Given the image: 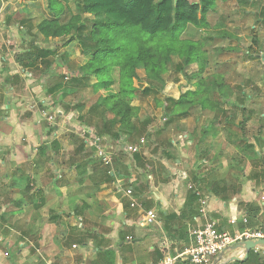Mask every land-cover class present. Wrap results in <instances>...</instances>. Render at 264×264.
I'll return each instance as SVG.
<instances>
[{"label":"crops","instance_id":"1","mask_svg":"<svg viewBox=\"0 0 264 264\" xmlns=\"http://www.w3.org/2000/svg\"><path fill=\"white\" fill-rule=\"evenodd\" d=\"M40 4L41 0H0V77L10 75L7 67L20 65L18 58H13L16 49L20 50L32 39L44 40L35 29L28 32L26 26L35 15L47 13L48 10L42 12ZM36 7L38 13L29 16ZM52 17L51 14L47 19ZM179 97L170 98L177 100ZM193 107L201 111L199 106ZM1 110L14 112L8 105ZM58 116L62 113L59 112ZM25 131L27 143H10L9 152L0 156V195H5L0 198L3 201L0 202V264H154L166 255L182 253L192 244V231L201 226L204 219L200 204L198 216L191 219L181 216L190 193L185 191V183L181 182L187 176L188 160L180 155V150L185 155L186 150L188 155L194 151L191 180L206 200L203 207L205 215L217 221L219 231L231 234L241 226L244 230L264 228V225L257 227L262 224L260 217L264 210L258 214L250 211L249 206H253V202L246 200L248 193L251 197L261 193L259 206L264 207V191H261L264 185L258 184V189L253 187L256 182L254 176L249 175L246 182L233 176L234 180H231L237 193L229 201L222 202L215 192L222 187L217 183L224 180L221 176L216 178L214 173L208 174L214 177L209 179L200 172L206 165L213 167L210 164L215 156L208 160L205 157L213 154V141L222 134L214 126L203 127L198 139L190 136L186 140L184 137L176 143L175 149L170 141H167V148L158 144V156L141 154L144 145L141 146V164L133 162L137 177L114 168V159L109 170L101 165L96 149L82 137L80 130L77 135L82 149L90 150L93 157L83 156L81 149H77V159L73 158L68 163L69 168L58 160L56 144L54 148L45 144L34 150L35 129L28 126ZM148 131L145 138L152 141L151 127ZM156 143L154 141L155 146ZM112 149L109 152L112 151L114 157L116 153ZM122 153L125 154L124 151ZM160 167L166 170V177H160ZM127 180L131 185L126 186ZM123 183L133 189V198L140 207L129 205ZM152 209L157 213L156 223L147 226L142 223V217ZM170 215L175 218L172 220ZM242 218L247 219V225L241 222ZM231 219L237 222L235 226L229 223ZM249 223L254 227H249ZM130 237L131 240L128 239ZM160 252L164 256L160 257ZM5 253L9 256L4 257ZM233 256L243 258L244 252L229 249L219 254L213 264H233L226 263Z\"/></svg>","mask_w":264,"mask_h":264},{"label":"rangeland","instance_id":"2","mask_svg":"<svg viewBox=\"0 0 264 264\" xmlns=\"http://www.w3.org/2000/svg\"><path fill=\"white\" fill-rule=\"evenodd\" d=\"M263 2L264 0H248V3L237 0L219 1L207 15L209 27L206 30L189 27L183 34L182 38L192 41L199 40L204 46L205 71L198 78H193L192 75L197 71L196 65L185 69L184 74L177 73L173 71V68H170L165 75V85L159 93L151 92L148 96L138 97L134 101L133 104L138 105L140 109L139 119L142 121L151 118L152 121L150 127L153 140L150 141L146 138V144L141 148V154L151 155L153 153L158 156V144L161 145V148H167V141H170V145L175 149L176 143L184 137L186 140L190 136L193 139H195L194 137L198 139L202 128L211 125L222 131V134L216 138V141H213V154L205 157L208 160L211 156H215V160L210 164L213 167L208 168L209 165H206L200 169L201 174L209 179L212 176L208 174H217L216 178L221 176L224 181L219 182L220 184L217 183L219 186H222L227 180L233 182V176L246 182V179H250L249 175L254 176L256 180L253 187L264 185V22L258 18ZM66 3L65 12L61 18L63 22L79 13L72 0H67ZM46 5L45 0H41L39 6L42 12L48 10ZM37 13L38 8L36 7L29 16ZM42 14L44 17L46 15V18L51 16L48 11ZM44 49L55 51V54L45 58L43 57ZM28 54L33 55L31 67L25 70L20 65L16 68L7 67L10 75L0 77V108L8 105L14 111H0V156L9 152L7 149L10 143L26 144L28 137L25 128L30 126L35 129V132L33 131L34 150H39L45 144L54 148L56 144V148L58 147L56 156L68 168V163L76 158L77 149H81L80 154L83 156L93 157L90 150L82 149L83 145L78 135L82 128L94 130L87 125V121L91 122L92 120L86 117V113L94 103L96 96L89 90L79 91L80 86L71 84L72 80L80 77L79 69L85 62L82 59L79 46L76 43H71L62 47L60 42L53 39L48 41L32 39L30 43L23 44L20 50L16 49L13 58H20L23 63H27ZM178 62L177 58H173V64L176 65ZM138 74L139 78L134 81V84L141 89L146 87L144 73L139 71ZM200 78H203L207 86L214 82H222L224 90L227 94H231V100H238L237 104L241 108L233 110L230 103L224 104L223 100L219 98L220 96L216 94L214 97L220 100L219 111L216 113L208 110L196 111L197 107H190L186 115L178 118L174 123L167 124L168 118L164 116L160 103L164 98H177L188 90H195L196 83ZM59 86L62 88L59 89ZM64 88H67L66 93ZM240 90H243L249 98H241ZM77 104H83V106L75 109ZM242 107L245 109L244 112L241 110ZM223 110L227 111L233 123L223 121L221 115ZM43 111H47L54 118L53 125L42 117ZM59 112L62 113L60 117L58 116ZM80 117H83V120ZM244 118V129L240 131L237 125ZM193 131L194 133H192ZM138 139L132 143L116 144L108 137H103L101 144V146L104 145L105 151L114 149V153H116L113 157L114 162L112 161L114 168L118 167L124 174L128 172L129 175H135V177L138 176V172L135 170L133 160L122 151L125 145L136 144ZM154 141L157 142L156 146ZM177 151L179 152V150ZM186 151L185 155L180 150V155L188 160L186 164L187 176L181 182L185 183V191L191 193L193 191L191 187L199 189L194 186V182L191 180V167L195 165L194 151L189 154L190 158L188 150ZM151 156L149 160H151ZM101 165L103 164L101 163ZM171 166L174 167V164L172 163ZM146 170L151 169L146 168ZM162 170L163 167L158 170L161 178L167 175L166 170ZM174 173L177 175L176 172ZM165 181L168 180L165 179ZM143 188L145 187L143 186ZM123 189H127L124 183ZM244 191L246 192V189ZM249 191H252L251 188ZM261 191H264V187ZM260 195L261 193L251 197L250 193L246 194L247 202L249 203L250 200L253 202V206L252 204L249 206L250 211L256 214L261 212L260 210H264L263 206H259ZM1 196L5 195H0V198H2ZM0 202L3 201L0 200ZM260 221L262 224L259 223L257 227L264 225V213H262ZM261 252L264 260V250Z\"/></svg>","mask_w":264,"mask_h":264},{"label":"trees","instance_id":"3","mask_svg":"<svg viewBox=\"0 0 264 264\" xmlns=\"http://www.w3.org/2000/svg\"><path fill=\"white\" fill-rule=\"evenodd\" d=\"M72 1L79 13L63 22L61 18L67 0H46L52 19L43 15L34 17L26 23L28 32L35 29L45 41L56 40L62 47L71 43L79 46L85 62L79 69L80 77L72 80L71 84L80 86L79 91L89 90L96 96L86 117L92 120L87 121V125L94 128L100 137H109L121 143H132L138 138L148 137L151 118L141 121L139 106L134 105V101L151 92L159 93L165 85V75L170 68L184 74L185 69L196 65L197 71L192 77L203 75L206 66L204 46L199 40L192 41L182 36L189 27L206 30L209 27L208 13L217 2L227 0ZM237 1L248 3V0ZM258 14V18L264 22V2ZM52 54L55 51L43 50L45 58ZM32 56L28 54L27 63L19 58L17 63L25 70L33 65ZM173 58L179 60L176 65L173 64ZM139 71L144 73L146 84L141 89L134 84L139 78ZM64 90L66 93L67 88ZM216 94L224 104L230 103L233 110L241 108L237 104L238 100H231V94H227L222 82L207 86L203 78L198 80L195 90L186 91L177 100L164 98L160 107L168 118L167 124H171L186 115L188 108L193 106L216 113L220 101L214 97ZM239 95L243 99L249 98L243 90L239 91ZM82 106L77 104L75 109ZM241 110L245 111L243 107ZM221 115L225 123H233L227 111L223 110ZM80 119L83 120V117ZM244 123L245 118L237 125L240 131L244 129ZM131 159L136 165L141 164L140 154L132 155ZM108 176L111 177V174ZM126 183L127 186L131 185L128 180ZM236 193L230 180L223 183L220 191L215 192L222 202L229 201ZM198 205L199 198L191 192L186 198L181 216L186 215L187 219L198 216ZM170 217L172 220L175 218L173 215ZM248 225L254 227L253 224ZM243 230L241 226L240 231ZM163 254L160 252L159 256ZM262 256L260 251L252 250L245 261L233 264H264Z\"/></svg>","mask_w":264,"mask_h":264},{"label":"built area","instance_id":"4","mask_svg":"<svg viewBox=\"0 0 264 264\" xmlns=\"http://www.w3.org/2000/svg\"><path fill=\"white\" fill-rule=\"evenodd\" d=\"M42 117L51 125H53L54 118L47 112H42ZM82 137L85 140H89L90 143L96 149V156L101 163L106 167H111L113 156L109 151H105L104 147L101 146L102 137L96 136L91 129L82 128ZM146 144V138L141 137L137 144H128L123 147L125 154L132 156L139 154L140 147ZM192 193L199 198V206H201L200 212L203 216L204 223L198 228L194 229L191 233L192 244L184 250L182 253L177 255H166L157 263L154 264H213L219 254L228 251L232 246L246 241L264 240V228L257 229H246L243 231L235 230L233 233L221 232L217 229L218 223L216 220L207 217L204 212V205L206 200L202 193L193 189ZM125 196L129 199V205L131 207H140L136 200L133 198V189L127 188L124 191ZM157 213L155 210H148L142 217V223L147 226H152L156 223ZM241 222L247 225V219L242 218ZM232 226L236 225V221L231 219L229 222ZM131 240V237L128 238ZM264 249H256L255 252ZM7 253L4 257H8Z\"/></svg>","mask_w":264,"mask_h":264},{"label":"water","instance_id":"5","mask_svg":"<svg viewBox=\"0 0 264 264\" xmlns=\"http://www.w3.org/2000/svg\"><path fill=\"white\" fill-rule=\"evenodd\" d=\"M256 249H264V240H255V241H246L239 243L235 246H232L230 250L235 251V250H241L244 252L243 258H238L236 256L231 257L226 263L228 262H241L244 259L247 258L248 253L252 250Z\"/></svg>","mask_w":264,"mask_h":264}]
</instances>
